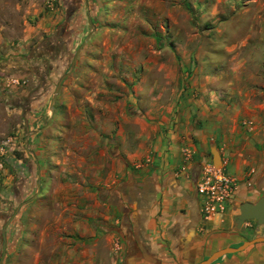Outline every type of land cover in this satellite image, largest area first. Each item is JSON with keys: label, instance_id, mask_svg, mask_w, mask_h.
Instances as JSON below:
<instances>
[{"label": "rangeland", "instance_id": "1", "mask_svg": "<svg viewBox=\"0 0 264 264\" xmlns=\"http://www.w3.org/2000/svg\"><path fill=\"white\" fill-rule=\"evenodd\" d=\"M49 1L62 19L47 32L31 11ZM254 20L264 21V0H0V234L18 208L20 235L0 264H78L90 245L83 226L101 225L87 208L112 156L135 147L137 119L153 96L170 98L174 72L183 86L197 69L198 82L260 97ZM19 180L34 187L21 200ZM98 247L115 258L103 239Z\"/></svg>", "mask_w": 264, "mask_h": 264}, {"label": "crops", "instance_id": "2", "mask_svg": "<svg viewBox=\"0 0 264 264\" xmlns=\"http://www.w3.org/2000/svg\"><path fill=\"white\" fill-rule=\"evenodd\" d=\"M48 7L44 13L39 3L31 11L41 14L47 32L62 19L52 2ZM259 27L263 35H257ZM251 28L249 38L263 42L264 21L254 20ZM189 67L183 65L182 74H188ZM253 70V91L261 96L252 98L245 97V85L234 83L225 90L198 82L197 69L183 86L181 74L174 72L170 98L163 99L161 92L153 96L147 114L137 119L135 147L112 156L94 208H87L101 225L83 226L81 233L89 235L90 245L79 250L78 264H196L219 249L264 237V225L254 219L235 225L238 206L264 195V66ZM212 147L235 185L225 209L204 219L195 184L202 163L213 162ZM33 188L25 184L21 198L29 197ZM101 239L114 259L101 255ZM209 264H264V241Z\"/></svg>", "mask_w": 264, "mask_h": 264}, {"label": "built area", "instance_id": "3", "mask_svg": "<svg viewBox=\"0 0 264 264\" xmlns=\"http://www.w3.org/2000/svg\"><path fill=\"white\" fill-rule=\"evenodd\" d=\"M234 185V179L221 165L216 167L211 161L202 163L195 186L201 199V214L204 219L225 209Z\"/></svg>", "mask_w": 264, "mask_h": 264}, {"label": "water", "instance_id": "4", "mask_svg": "<svg viewBox=\"0 0 264 264\" xmlns=\"http://www.w3.org/2000/svg\"><path fill=\"white\" fill-rule=\"evenodd\" d=\"M72 66H73V62L71 63V68H72ZM64 76H65V74L61 76V78L59 79V81L56 84V87H55L54 92H53L52 101L54 100V98H55V96L59 90V87L61 85V82H62V79ZM211 153H212L213 164L216 167H219L221 165V158H220V155H219V153L215 147L211 148ZM251 219L256 220L257 224H259V225H264V195L257 198L254 202L244 201L238 206V213L235 216V225L237 227H239L242 222H244L246 220H251ZM257 241H264V237L259 236V237L253 238L251 240H247L237 247H226V248L219 249V250L213 252L207 258L203 259L202 261H200L196 264H209L213 260L217 259L218 257H220L226 253L242 250L246 246H248L249 244H251L253 242H257ZM126 264H130V262L128 261Z\"/></svg>", "mask_w": 264, "mask_h": 264}, {"label": "flooded vegetation", "instance_id": "5", "mask_svg": "<svg viewBox=\"0 0 264 264\" xmlns=\"http://www.w3.org/2000/svg\"><path fill=\"white\" fill-rule=\"evenodd\" d=\"M26 180H19L18 182V186H13L12 187V192H13V196L15 198H18L20 195H21V192L24 188V183H25ZM20 199V197L18 198V200ZM21 200V199H20ZM13 212H15L14 216H12V212L11 214H5L4 213V216H5V219H3L4 221V224L2 226V229H1V234H0V262L2 261V258L4 255H6V250H7V239L8 240H11L12 242L19 239L20 238V235H19V231H18V228H15L13 227L12 225L15 224V215L16 213L18 212V209H14ZM10 213V212H9ZM8 228V232L7 231V227ZM13 227V228H12ZM11 242V243H12Z\"/></svg>", "mask_w": 264, "mask_h": 264}, {"label": "trees", "instance_id": "6", "mask_svg": "<svg viewBox=\"0 0 264 264\" xmlns=\"http://www.w3.org/2000/svg\"><path fill=\"white\" fill-rule=\"evenodd\" d=\"M91 226H93V227H94V223H92V224H91Z\"/></svg>", "mask_w": 264, "mask_h": 264}]
</instances>
